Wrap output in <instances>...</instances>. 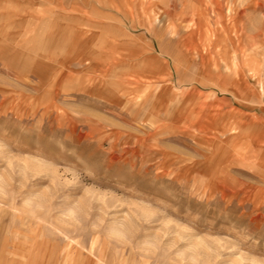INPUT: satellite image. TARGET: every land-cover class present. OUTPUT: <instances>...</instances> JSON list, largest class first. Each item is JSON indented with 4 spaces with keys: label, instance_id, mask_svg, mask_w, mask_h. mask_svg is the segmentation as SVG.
I'll use <instances>...</instances> for the list:
<instances>
[{
    "label": "rangeland",
    "instance_id": "obj_1",
    "mask_svg": "<svg viewBox=\"0 0 264 264\" xmlns=\"http://www.w3.org/2000/svg\"><path fill=\"white\" fill-rule=\"evenodd\" d=\"M258 64L264 0H0V264H264Z\"/></svg>",
    "mask_w": 264,
    "mask_h": 264
},
{
    "label": "crops",
    "instance_id": "obj_2",
    "mask_svg": "<svg viewBox=\"0 0 264 264\" xmlns=\"http://www.w3.org/2000/svg\"><path fill=\"white\" fill-rule=\"evenodd\" d=\"M213 37H214L213 41H220L221 44H223V42H224V44H227V42H226L227 38H225L224 40H221L220 38L216 37L215 34L213 35ZM230 45H232V44L230 43ZM231 58L232 59L230 61V64H225V67L227 69H232V73L234 76L233 78L236 79V76H238V74H240L239 73L240 72V66H238V57L236 55L235 50L232 52ZM248 59H251L252 61L253 60L256 61L253 57L248 58ZM248 59H246V60H248ZM247 64H245V65H247ZM258 73H259V81H260L261 78L264 76V71L262 70L261 64H258Z\"/></svg>",
    "mask_w": 264,
    "mask_h": 264
}]
</instances>
